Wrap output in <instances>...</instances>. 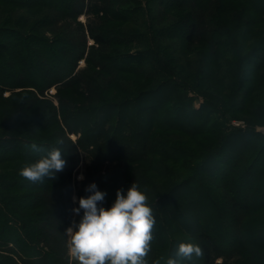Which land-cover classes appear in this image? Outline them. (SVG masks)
<instances>
[{
    "label": "trees",
    "instance_id": "obj_1",
    "mask_svg": "<svg viewBox=\"0 0 264 264\" xmlns=\"http://www.w3.org/2000/svg\"><path fill=\"white\" fill-rule=\"evenodd\" d=\"M204 1L0 0V115H4L0 123V246L12 243L11 248L20 256L15 258L0 250V264H73L70 236L65 229L78 219L71 210L76 205L71 197L79 149L86 152L88 163L78 197L86 194L85 186L92 181L106 192L105 206L114 200L117 188L126 189L133 180L146 190L156 221L154 227L165 237V242L160 243L153 234L145 257L148 264L158 258L165 264L168 256H177L178 242L188 239L200 244L202 254L185 264H212L217 256L224 257L222 264L230 263L232 257V264L239 257L264 264V164L256 175L251 173L264 156V141L257 145L248 164L242 161L240 165L238 161L240 166L236 163L238 167L234 169L228 163L235 150L225 147H208L195 165L185 149L173 145L175 136H182L180 133L157 136L165 150L151 143L155 128L191 135L212 121L211 109L205 102L199 108L192 107L186 85L168 79L162 83L165 87L141 94L142 98L127 92L126 96L103 97L100 92L102 77L112 85L115 74L153 80L162 73H173L170 65L171 69L160 60H149L160 43L150 41L148 32L155 28L153 22L147 24L140 18L143 5L158 8L160 20L168 19L156 28L159 40L182 38V44H178L188 50L190 45L211 38L203 28V18L195 14V9L202 10ZM223 1L232 6L241 3L264 18V0ZM189 6L194 13L183 14ZM85 9L94 15L82 24L77 17ZM107 20L116 25H107ZM132 43L143 45L139 61L131 60L135 56L120 48L114 49ZM263 55L255 52L251 62L258 59L263 67ZM81 59L85 65L77 68ZM247 71L244 68L237 80L239 86L245 84ZM52 86L56 87V103L41 97ZM164 89L168 90L166 94L158 93ZM6 90H10L7 96ZM249 110L253 116H262L264 99ZM68 132L79 133L76 141L68 137ZM232 136L244 135L237 130ZM57 138L64 140V169L43 181L22 177L19 169L24 162L43 154L29 145L36 142L46 150L55 145ZM167 149H173L170 153L174 156L180 154V161L169 163L176 160L170 153H163ZM250 153L242 154L241 160ZM106 161L114 165L103 174ZM146 161L151 164L149 169ZM194 165H201L208 174L224 165L230 175L220 182L223 198L215 184L200 185L193 173ZM185 170L192 171L186 174ZM257 181L261 185L254 187ZM249 182L251 192H243L242 185ZM205 207L211 208L215 217L207 214Z\"/></svg>",
    "mask_w": 264,
    "mask_h": 264
},
{
    "label": "rangeland",
    "instance_id": "obj_2",
    "mask_svg": "<svg viewBox=\"0 0 264 264\" xmlns=\"http://www.w3.org/2000/svg\"><path fill=\"white\" fill-rule=\"evenodd\" d=\"M89 1L90 0H85L86 3ZM114 4L118 3L115 1ZM201 8L202 10L199 12L195 9V12L197 11L195 14L203 18V28L211 38H209L208 41L204 40L205 42L199 41L198 44H192L190 45L191 47L186 50L184 48L181 49V45L178 44L179 42L182 44V38L180 41L170 38L159 40L158 36L160 33L157 29L163 26L168 19L160 20L158 8L143 5L140 18L148 21L147 24L153 22V27L155 28L154 31L150 30L148 32L149 38L151 39L150 41L156 44L160 43L156 50L150 55L149 60H160L168 67L170 65L174 69L173 73L172 70L169 76L162 73L160 76L154 77L153 80H146L143 76H136L134 74H115V77H113L115 82L112 85L109 84L107 77H102L104 81H102L100 92L103 97L123 95L127 92V94H136L137 97L142 98L143 96H141V94L154 91L160 87H165L162 83L166 80L168 81V79L175 81L176 84L186 85L188 88L187 96L191 98L192 107L199 108L201 102H205L206 106L211 109L212 121H209L208 125H206L207 127L200 130L198 134L191 135L180 131L155 128L152 132V147L155 146V148H159L160 151L165 150L166 146L159 145V142L161 143L162 140H158L157 136L161 134L164 135L166 132H177L180 133L178 135L182 136H175L173 145H179L185 149V153H189L194 164H198L200 157L203 156L204 150L208 147L213 148V150L225 147V149L232 148V150H235L234 157H232L228 163L230 167L234 169L240 166L242 161L244 165L248 164L247 162H249L257 151V145L264 141V138H262L264 137V112L262 116L256 117L250 114L249 110L257 103H262L264 99V65L263 67H261V65L259 66L258 59L251 62V55L253 56L255 52L257 54H264V18L254 12H250V10L246 9L241 3L232 6L231 2L227 3L223 0H205ZM192 9V6L185 7L182 13H194L191 11ZM180 13L181 11L179 14ZM93 15L92 12H88L85 9L83 13L78 15L77 20L82 24H86L88 17L93 18ZM117 22L121 25L119 26L120 28H124L122 22ZM106 23L107 25H116L115 22L111 20H107ZM128 27H131V25L129 24ZM142 29L144 30V27ZM212 38L215 39L214 42L211 41ZM91 42L92 40L89 39V43ZM167 45L168 48H166ZM142 47L143 45L132 43L126 48L116 46L114 49L120 48L121 52L123 51L128 55L135 56L132 57L131 60L139 61L142 55ZM210 50L216 53L215 56L211 55ZM84 65L85 62L81 59L79 60L77 68H82ZM244 68L248 69L247 80L243 86H239L237 80L242 75ZM19 89L20 88H14V90ZM55 92L56 87L52 86L41 97L56 103ZM167 92L168 90L166 89L158 91L159 94H166ZM9 93L10 90H6L4 95L7 96ZM124 96H126V94H124ZM143 106L145 105L142 104L141 107ZM185 111H189V109ZM184 113L185 112H183V114ZM1 116L4 115H0V123H3ZM193 119L194 118H191L190 120ZM208 126H210V128ZM237 130H240L241 135L244 136H232V133L234 134V131ZM67 135L70 139L76 141L79 133L68 132ZM170 144L172 143L170 142ZM170 151L173 152V149H167V151H163V153H170ZM246 151H251V153L248 154L247 157L244 155V158L241 160L242 154ZM171 155H173V153ZM79 156V163L72 173L73 193L71 198L74 204L76 203L74 197L78 198L77 190L82 185L81 182L84 179H78V176L82 173L83 177H85L84 173L88 163L86 152L79 149ZM173 157L176 161H170L169 163L172 165L175 162H179L181 159L180 154L176 156L173 155ZM153 158L156 159L155 156H153ZM216 160H218V158ZM219 161H222V158L219 159ZM238 161L240 165L237 163ZM105 163V167L101 170L103 174L108 172L114 165V162L109 163L106 161ZM263 164L264 156L261 155L258 164L251 169V173L256 175V173L262 169ZM145 165L149 169V165L151 164L146 161ZM195 165L193 173L200 185L213 183L216 185L217 193L221 194L223 190L221 189L222 185L220 182L230 175V173L224 170V165L220 166L213 174L205 172V168H202L201 165L196 167ZM191 171L192 170H185L183 173L187 174ZM177 181L178 178L174 180V182ZM251 184L250 182L243 184L241 187L242 191L246 193L251 192ZM260 185L261 182L259 181L253 184L254 187ZM188 187L189 185L185 186V188L183 187V189L185 190ZM221 198H223L222 194ZM205 212L209 215L212 213L214 215L215 213L211 208L207 207H205ZM152 231L154 238L158 242H165L163 233L162 235L154 226ZM175 232L173 234H175ZM68 235L70 236V234ZM4 245V247L0 246L2 252L15 258L20 257L19 252H17L15 248H11L13 247L12 243L8 242ZM69 255L73 264H79V262L71 256L70 252ZM234 259V257L230 258V263L228 264H232ZM223 260L224 257L217 256L212 264H222ZM234 264L253 263L248 258L239 257Z\"/></svg>",
    "mask_w": 264,
    "mask_h": 264
},
{
    "label": "clouds",
    "instance_id": "obj_3",
    "mask_svg": "<svg viewBox=\"0 0 264 264\" xmlns=\"http://www.w3.org/2000/svg\"><path fill=\"white\" fill-rule=\"evenodd\" d=\"M63 144L64 140L57 138L55 145L45 150L32 142L29 147L43 154L24 162L19 174L32 182L54 178L66 164ZM83 178L81 173L78 179ZM84 191L85 195L74 197L76 205L71 209L78 219L65 229L70 234L71 256L79 264H148L145 257L151 247L156 221L146 190L133 180L126 189H116L115 198L108 206L104 204L106 192L95 181L89 182ZM201 254L199 243L192 239L181 240L177 256H168L165 264H185ZM152 264H161V260L154 259Z\"/></svg>",
    "mask_w": 264,
    "mask_h": 264
}]
</instances>
